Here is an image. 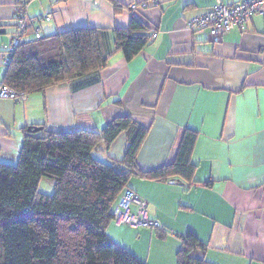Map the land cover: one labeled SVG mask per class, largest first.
I'll use <instances>...</instances> for the list:
<instances>
[{"label":"crops","instance_id":"0c3cea01","mask_svg":"<svg viewBox=\"0 0 264 264\" xmlns=\"http://www.w3.org/2000/svg\"><path fill=\"white\" fill-rule=\"evenodd\" d=\"M115 1L118 10L110 0L28 2L31 27L38 24L42 35L96 27L107 62L95 73L27 93L21 101L0 98V160H16L27 125L100 129L118 115H130L148 129L136 159L150 170L174 158L182 132L190 128L197 133L191 185L177 178L128 180L127 188L146 200L160 230H113L109 224L106 233L147 264H176L187 231L206 243L204 256L213 263L264 264V13L252 14L245 30L233 28L213 40L186 23L216 0H146L137 14L156 35L126 60L114 50L113 28L129 24L123 4L142 0ZM15 12L16 0H0V43L16 32ZM4 71L0 49V82ZM124 150L120 133L96 156L121 160Z\"/></svg>","mask_w":264,"mask_h":264},{"label":"trees","instance_id":"16d2710c","mask_svg":"<svg viewBox=\"0 0 264 264\" xmlns=\"http://www.w3.org/2000/svg\"><path fill=\"white\" fill-rule=\"evenodd\" d=\"M110 1L118 10L117 2ZM128 4L123 7L129 9ZM145 8L129 9V24L113 28L114 50L126 60L151 41L154 26L137 14ZM106 62L98 29L72 27L20 43L2 82L26 94L44 91L95 73ZM147 131L130 115H118L100 129L25 126L16 160H0V264H147L106 233L113 204L131 175L177 178L191 185L195 165L190 156L197 136L186 128L170 162L143 170L136 157ZM120 133L125 135L121 160L94 156V151H108ZM43 176L53 179L52 193L38 189ZM205 249L206 243L187 231L176 264H216L206 259Z\"/></svg>","mask_w":264,"mask_h":264},{"label":"built area","instance_id":"2783aa9c","mask_svg":"<svg viewBox=\"0 0 264 264\" xmlns=\"http://www.w3.org/2000/svg\"><path fill=\"white\" fill-rule=\"evenodd\" d=\"M30 0H16V12L14 16L16 32L0 43L2 53V63L7 64L13 50L22 42L34 38L42 37L38 24L31 27L34 21L26 14V7ZM147 1H132L128 4L129 9L147 7ZM264 13V0H237L227 3L216 0L206 11L190 18L186 25L190 30L205 32L210 39L218 40L233 28L245 30L247 20L252 14ZM40 18L49 19L48 14H42ZM153 31L151 38L155 37ZM23 91L15 90L9 85L0 82V98H8L14 101H21L26 97ZM132 204L135 209H132ZM146 200L140 198L136 192L130 188L123 190L121 198L112 209V221L115 225H131L133 227H148L160 229L161 224L158 219L150 218L146 211Z\"/></svg>","mask_w":264,"mask_h":264},{"label":"rangeland","instance_id":"374dc122","mask_svg":"<svg viewBox=\"0 0 264 264\" xmlns=\"http://www.w3.org/2000/svg\"><path fill=\"white\" fill-rule=\"evenodd\" d=\"M97 151H94V155H97ZM97 157V156H96ZM38 189L44 193H52L53 191V179L51 177H47V176H43L39 182V186ZM125 225L127 224H123V225H114L113 223H110L109 227H111V229L113 230H119L121 228H125ZM123 226V227H121ZM108 227V228H109ZM121 246V245H120ZM124 247V246H122ZM125 248V247H124ZM128 250V249H127ZM130 251V250H129Z\"/></svg>","mask_w":264,"mask_h":264},{"label":"water","instance_id":"95a60500","mask_svg":"<svg viewBox=\"0 0 264 264\" xmlns=\"http://www.w3.org/2000/svg\"><path fill=\"white\" fill-rule=\"evenodd\" d=\"M40 128V126H36L35 128H34V130H38Z\"/></svg>","mask_w":264,"mask_h":264}]
</instances>
